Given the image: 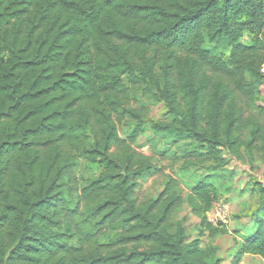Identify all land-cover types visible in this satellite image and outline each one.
<instances>
[{
  "label": "trees",
  "instance_id": "16d2710c",
  "mask_svg": "<svg viewBox=\"0 0 264 264\" xmlns=\"http://www.w3.org/2000/svg\"><path fill=\"white\" fill-rule=\"evenodd\" d=\"M148 129L207 172L186 199L138 198ZM242 152L264 159V0H0V264H221L175 216L224 235L208 214ZM238 238L230 264L264 259L261 218Z\"/></svg>",
  "mask_w": 264,
  "mask_h": 264
},
{
  "label": "rangeland",
  "instance_id": "374dc122",
  "mask_svg": "<svg viewBox=\"0 0 264 264\" xmlns=\"http://www.w3.org/2000/svg\"><path fill=\"white\" fill-rule=\"evenodd\" d=\"M139 103L146 105L148 119L161 122L166 121V107L140 92L136 97ZM134 104V108H138ZM128 126L124 127V131ZM152 139L155 141L152 142ZM137 150L146 155L154 157L153 163L157 172L139 179L137 196L141 201L156 199L165 189L170 179L177 181L179 193L184 199L187 198L189 189L194 186L206 171L189 169L175 163L173 157H162L158 150H163L166 145L161 136H154L150 129L137 141ZM228 171L233 173L230 184L233 185V192L217 202L208 214V219L225 231L224 235L208 237L207 234L200 236V220L195 217L188 204H184L176 213L175 220L182 222L186 235L190 242L201 241V247L207 249L214 259H222L221 264H230L235 250L238 236L243 231L251 228L255 218L259 217L264 221V159L261 154L254 153L252 156L244 154L233 156L227 154ZM80 174L85 178L90 177L83 166L80 167ZM262 187V189L260 188ZM241 264H264V259L259 256L246 255Z\"/></svg>",
  "mask_w": 264,
  "mask_h": 264
}]
</instances>
